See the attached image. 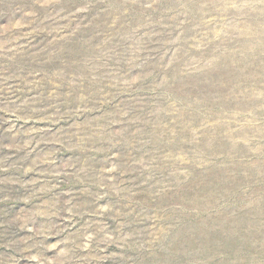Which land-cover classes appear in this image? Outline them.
<instances>
[{
    "label": "rangeland",
    "instance_id": "obj_1",
    "mask_svg": "<svg viewBox=\"0 0 264 264\" xmlns=\"http://www.w3.org/2000/svg\"><path fill=\"white\" fill-rule=\"evenodd\" d=\"M0 264H264V0H0Z\"/></svg>",
    "mask_w": 264,
    "mask_h": 264
}]
</instances>
